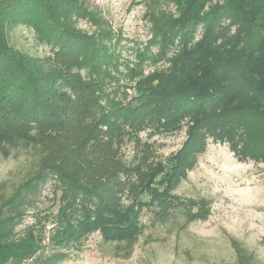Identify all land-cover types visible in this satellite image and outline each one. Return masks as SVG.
Returning a JSON list of instances; mask_svg holds the SVG:
<instances>
[{
	"label": "trees",
	"instance_id": "16d2710c",
	"mask_svg": "<svg viewBox=\"0 0 264 264\" xmlns=\"http://www.w3.org/2000/svg\"><path fill=\"white\" fill-rule=\"evenodd\" d=\"M132 1L145 6L156 56L176 42L165 69L144 74L145 54L121 61L111 28L84 0H0V152L24 144L37 154L35 173L0 201V264H59L93 234L127 259L145 213L158 226L208 219V200L174 190L210 139L264 162V0ZM16 26L50 55L11 48ZM183 128L165 159L140 137ZM45 189L51 204L37 211Z\"/></svg>",
	"mask_w": 264,
	"mask_h": 264
},
{
	"label": "rangeland",
	"instance_id": "374dc122",
	"mask_svg": "<svg viewBox=\"0 0 264 264\" xmlns=\"http://www.w3.org/2000/svg\"><path fill=\"white\" fill-rule=\"evenodd\" d=\"M84 1L96 7L111 28L115 36L112 43L121 61L134 63L145 54L144 74L168 66L167 59L176 52V42L156 56V46L148 45L151 34L144 4L132 0ZM170 11L174 9L170 7ZM77 26L83 31L93 30L82 21ZM201 31L199 26L194 41L200 38ZM7 39L9 46L26 58L42 62L50 55L49 47L39 43L30 28L16 26L8 31ZM131 93L128 90L129 96ZM184 131L151 136L144 132L140 137L152 145L160 159H165L180 148ZM236 145L225 139H210L196 166L174 190L181 197L208 200L211 210L206 221L184 227L183 219L177 218L158 226L145 213L141 218L144 232L129 258L123 259L115 245L103 244L93 234L80 251H69V257L59 264H264V162L238 157ZM124 153L129 159L131 147L127 146ZM36 159L33 148L24 144L10 148L8 154L0 152V201L35 173ZM47 195L45 189L37 211L50 206ZM31 221L27 216L24 224ZM234 245L243 251L247 262L237 258Z\"/></svg>",
	"mask_w": 264,
	"mask_h": 264
}]
</instances>
